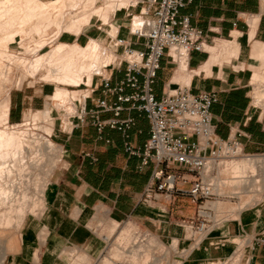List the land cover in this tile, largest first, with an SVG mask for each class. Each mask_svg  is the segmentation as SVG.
I'll use <instances>...</instances> for the list:
<instances>
[{"label": "crops", "instance_id": "crops-1", "mask_svg": "<svg viewBox=\"0 0 264 264\" xmlns=\"http://www.w3.org/2000/svg\"><path fill=\"white\" fill-rule=\"evenodd\" d=\"M181 15H190L191 25L203 32L204 50L190 52L186 69L179 76L178 64L166 53L153 86L155 97L159 100L179 86H187L192 94L217 92L218 101L211 107L216 136L224 141H237L246 154H263L264 109L254 104L252 85L254 66L258 65L254 49L264 43L262 0H191L181 9ZM135 16L142 20L150 18L140 15V7L117 9L107 23H102L112 33L116 27L115 36L106 30L96 33L89 21L79 35L64 36L63 42L84 46L90 39L101 36L105 44L122 55L124 46L114 47L117 37L125 45L144 50L145 39L130 33ZM124 69L125 65L119 69L114 66L107 75H99L86 89L79 90L88 92L85 94L90 96L86 100L88 108H95L98 100L105 99L109 104L117 100L116 94L105 92L101 76L110 78V85L115 86L123 79ZM55 89L44 84L11 90L6 100V123L19 124L26 114L41 112ZM131 91L127 88L125 93ZM123 107L118 116L112 110H100L99 118L132 119L128 140L133 146L142 147L151 136L150 121L130 108V104ZM74 123L76 120L68 124L70 128L61 130L59 122L51 133V138L63 149V161L50 177L43 195V209L25 217L5 264H101L108 254L106 234L115 225L127 223L137 232L160 240L185 239L183 223L196 216L197 210L191 198L177 196L171 202L161 199L136 209V200L149 182L154 164L140 168V158L126 154L124 136L118 129L106 126L99 133L93 126L75 127ZM184 175L189 187L193 176L185 172ZM228 235L218 231L208 233L203 242ZM261 240L256 242L252 264H264ZM213 252L212 247H206V255L198 263H209L224 255ZM181 262L190 264L193 257L185 255Z\"/></svg>", "mask_w": 264, "mask_h": 264}, {"label": "rangeland", "instance_id": "rangeland-1", "mask_svg": "<svg viewBox=\"0 0 264 264\" xmlns=\"http://www.w3.org/2000/svg\"><path fill=\"white\" fill-rule=\"evenodd\" d=\"M3 1L4 0L1 2ZM41 1L49 4L52 0ZM62 1L65 4L69 3L67 2L68 0ZM83 1L78 7L73 9L69 8L70 11L66 8L64 12H74L77 15L76 18H79L82 16V13L84 14V11L85 15L83 16H86V14L88 16L90 15V12L92 13V11L87 10L90 9V6L93 10L95 7L101 8V15H103L105 11L108 13L107 23L109 17L113 13L109 11V7L113 4H119L122 2L121 0H94L92 3H89L87 7H83ZM23 2L15 5L17 6L16 9H19L18 11L11 10V6L8 7L5 4L7 17H13L16 14L15 11L18 12V14H16V16L18 15V18L14 22L15 25L6 23L5 21L8 19L0 22V28H3L2 31L0 29V104H4L3 109L6 108L5 111H2V108L0 110L2 113V115H0L2 121V123L0 122V130L17 135L16 137H19L18 140L22 142V147L28 155L25 154L24 164L21 166L22 168L16 166L13 168L14 171L11 170V177L6 175L7 173L3 174L2 177L0 175V197L3 196L7 198L5 199L1 197L2 199H0V264H5L7 255L11 250L17 235L21 231V226L25 217L30 214H38L43 209V195L48 187L50 177L53 171L60 166L63 161V149L56 144L53 137L48 138L45 133H54L53 130H55V127L61 122L62 116L65 117L66 124H70L71 116L78 104L77 101L81 99L83 95L88 94V92L84 93L79 90L86 89V86L89 85L86 84L80 87L58 85L47 81L44 77L46 67L38 70L32 68L31 65L36 59L50 51L57 43L63 42L64 36H71V34L69 35L65 30L59 31L54 24L48 23L42 24L41 27L44 29H34V27H37L36 25L40 23V18L37 16H34L26 23H22L20 20L23 19L25 14V1L23 0ZM262 3H264V0H262ZM79 8L85 9L82 10ZM53 11L55 10H52V13ZM38 14L37 11L36 15ZM79 14L80 16H78ZM70 17L71 16H66L65 23L67 21L69 22V19H72V17ZM2 22L4 26L2 25ZM142 22L143 20L140 17L135 16L132 23L134 24L133 28ZM102 23H105L103 18L93 14L90 18L89 26L92 30H96V33L101 34L102 30H106L110 36H115L114 33L117 31V28L113 26L114 30L112 33V30L108 31V25H102ZM97 26L101 29H97ZM5 28H7V30ZM94 39L98 41L104 51L112 53L113 58L105 67H101L100 69L96 64H92L90 72L87 71L86 74L84 73L87 75L86 77L91 76V81L92 79H98L99 75H107L110 69L117 66L122 59L119 52L114 51L113 48L104 43L105 41L103 40V37L98 36L94 37ZM257 63L258 67L260 66V68L264 69L261 60H258ZM254 76L255 72L253 78ZM44 84L67 89L69 93V96L63 100L65 101L63 107H60L59 105L57 107V104H49L48 102V105L51 106L53 122L50 123V121H44L40 118L42 114L38 111H34L26 114L24 120L19 124L6 123V100L8 99L9 92L15 89H22L29 86H41ZM71 92H74V98L72 97ZM253 98L254 104L264 109V99H261L257 103L255 101L254 92ZM59 108H62V110ZM3 112H6V114H3ZM67 126L70 128L69 125ZM38 140L40 142L44 140L49 141L53 144L54 150L51 153L42 151ZM12 148L14 149L15 145H13ZM34 153L36 154L34 155ZM246 157H256L264 160V153L257 155L245 154V156L228 158L227 153L222 151L215 158L208 160L210 164L206 166L200 176L191 174L194 180H196L197 177H200L205 184L211 185V196L201 200L200 204L201 208L205 209L204 211L206 212L207 219L214 223V226H212L213 223L210 224V227L208 228L210 230L207 234L206 232L205 234H199L196 231V227L199 226L203 220V218H198L196 216L193 217V225L191 223L192 218L185 220L183 223L185 230L183 236L185 239L183 240L176 238L160 240L154 235L148 236L145 233L141 234L139 231L137 232L136 228H133L129 223L122 224L119 227H116L115 225L112 230L106 234V238L109 240L107 249L108 254L104 257L101 264H182L181 261L185 255H191L193 257V262L190 264H199L198 260L200 257L206 255L205 249L206 247H209L207 243H209V245L213 244L212 248L215 250V252H213L214 254H224L221 258L215 259L214 262L216 264H252L253 255L257 248L256 242L261 240L262 235L264 234V216L260 211H253L248 207L249 205L247 202L251 200V194L240 193L238 195L235 192L236 195H234V193H232L233 186H231L232 183L230 181L233 179L234 174L232 169L226 164ZM30 158L34 159L36 165L33 164L31 166L29 163ZM9 164L11 163L8 162L7 165ZM2 172H4V170ZM255 172L256 179L260 180L263 177L262 170L258 167ZM1 188H3L2 191ZM216 188H218L219 191H217ZM192 206L194 210L197 208V204L195 203ZM4 217L6 218L4 219ZM8 220H10V222H8ZM261 222H263V224ZM232 225L234 229L232 228ZM217 231L220 232L221 235H229L221 238V240L211 238V240L205 241V243L203 242V239L208 233L211 234ZM256 239L258 240L256 241ZM197 243H199L198 246L196 245ZM216 244L218 245V248L220 247V250H217Z\"/></svg>", "mask_w": 264, "mask_h": 264}, {"label": "built area", "instance_id": "built-area-1", "mask_svg": "<svg viewBox=\"0 0 264 264\" xmlns=\"http://www.w3.org/2000/svg\"><path fill=\"white\" fill-rule=\"evenodd\" d=\"M127 1V7L118 10L140 7V15L150 17L130 28L132 35L145 39V49L136 50L114 37V47L124 46L117 65V69L125 65L124 77L115 86L110 85V78H101L105 92L116 94L117 100L112 104L105 99L98 100L95 108L90 109L86 105L90 96L84 95L77 101L70 123L76 120L75 127L93 126L99 133L106 126L121 131L126 154L140 158V168L150 163L155 166L135 208L161 199L171 202L177 196L190 197L197 204L196 217L203 218L196 231L207 234L213 222L207 219L200 204L201 200L211 196V185L197 177L187 187L189 181L184 172L200 176L208 160L222 151L228 158L246 153L237 141H224L215 134L211 107L218 101L217 92L192 94L187 86H179L159 100L154 95L153 86L166 53L174 64H178L181 59L187 60L191 51L204 50L203 32L191 25L190 15H181V9L191 0ZM127 88L132 91L125 93ZM123 104H130V108L138 110L150 121L151 136L142 147H135L128 140V130L134 123L132 119L99 118L100 110H112L118 116ZM46 136L51 138V135ZM191 223L194 224V218ZM261 242L264 244V240Z\"/></svg>", "mask_w": 264, "mask_h": 264}, {"label": "bare ground", "instance_id": "bare-ground-1", "mask_svg": "<svg viewBox=\"0 0 264 264\" xmlns=\"http://www.w3.org/2000/svg\"><path fill=\"white\" fill-rule=\"evenodd\" d=\"M1 1L2 0H0V22L5 20V19H8L7 21H5L6 23H10L11 25H13V24L15 25L14 22L18 18L17 17L18 15L16 16V14H18V12H16V11L19 10V9H16L17 6H15V5L23 2V0H4L3 2H1ZM24 1H25V14L23 13L24 14V16L22 15L23 19H21L20 21L22 23H26V22L30 21L34 16H37L38 18H40V20H39L40 23L38 25H36L37 27H34V29H36V30H39L40 28H42L41 27L42 24L48 23V24H54L59 31L65 30L67 33L77 36L80 34L82 28L86 24L89 23L90 18L93 14L97 15V16H101L103 18V21H105V23H106L107 17H108L107 16L108 13L106 11H105L106 13L104 12V14L101 15V12H102L101 8L95 7L93 10V9H91V6H90V9L86 8L87 10L92 11V13L90 12V15L87 16V14H86V16H83V15H85V11H84V14L80 13L82 15L81 17L76 18L77 17L76 13L69 12L70 11L69 8L73 9V8L78 7L79 4L83 0H68L67 2H69V3H66V4L62 0H52V1H50L49 4H47L46 2H43L41 0H24ZM93 1L94 0H85V1H83L84 3L82 6L87 7L88 4L92 3ZM121 1H122L121 3L113 4L111 7H109L110 8L109 11L114 13L115 11H117V9L127 7L128 1L127 0H121ZM5 4L8 7L11 6V8H12V9L10 8L11 10H13V11L16 10L15 11L16 17L13 15H12L13 17H11V16L7 17ZM21 5H23V4H21ZM31 6H33V7H31ZM66 8H68L69 11L64 12V10ZM79 9H82V8H79ZM84 9L85 8H83L82 10H84ZM52 10H55V11H53V13H52ZM82 10H80V11H82ZM37 11L39 13L38 15H36ZM76 11H78V10H76ZM262 11H264V3H262ZM86 13H88V12H86ZM80 14L78 16H80ZM66 16L72 17V19H69V22L67 21L68 23L67 22L65 23ZM254 20H256V19H254ZM6 23H5V25H6ZM2 25H3V22H2ZM7 28H8V26H7ZM7 28H5V29L7 30ZM42 29H44V28H42ZM2 30H3V28L1 29V31ZM6 30H5V32H6ZM9 30H10V27H9ZM115 33H116V31H115ZM254 56L256 57L257 61L261 60L263 66H264V62H263L264 61V43H259L257 45V47L254 49ZM217 57H216V59H217ZM112 58H113L112 53L104 51L101 48V46L99 45L98 41H96L95 39H90V41L84 46H81L79 44L71 45V44H68L65 42H59L50 51L44 53L43 55H41L40 58L36 59V61L33 62L31 66L34 70H38V69H41L43 67H46V72H45L44 77L49 82H53V83H56L58 85H63V86L80 87L82 85L90 84L91 76L86 77L87 75H85V74L87 71L90 72L92 64H96L100 69L101 67H105L112 60ZM219 58H220V54H219ZM220 60L221 59H219V61ZM186 65H187L186 58L181 59L178 62V69H177L178 76L180 75V73L185 71ZM254 72H255V76L252 80V85L255 86L254 96H255V101L258 103V101H260L261 99L262 100L264 99V69H262V68H260V66L258 67L256 65V66H254ZM187 79H188V81L190 80V75L187 77ZM186 83H188V82H186ZM71 94H72V97L75 95L74 92H71ZM67 96H69L67 89L56 87L53 96H51L49 98V104L55 103V104H57V107H58V105L60 107H63V103L65 102L63 100L65 98H67ZM50 107L51 106L47 105L45 107V109H43L40 112V114H42V116H40V118H42L44 121H50V123H52L53 121H52L51 108ZM1 108H2V111L6 110V108L3 109L4 104H0V110H1ZM59 109L62 110V108H59ZM6 112H3V114L4 113L6 114ZM0 113H1V111H0ZM0 115H2V113ZM6 118H7V115H6ZM0 122L2 123L1 119H0ZM66 123L67 122L65 120V117L62 116L61 117V128H62L61 130L65 129L67 127V125L69 124V123L68 124H66ZM48 135H51V134H48ZM16 136L17 135H13V133L11 134V132L6 133L4 130L3 131L0 130V175H1V177L3 176V174H6V173H7L6 175L11 177V174H10L11 170L14 171L13 168L16 166H18L19 168H22L21 166H22V164H24V159H25L26 153L24 151V148L22 147V142L20 140H18L19 137L17 138ZM38 141H36V142H38ZM12 144L15 145L14 149L12 148V146H13ZM39 144H40L39 146L41 147L42 151H46L48 153L49 152L51 153L54 150L53 144H51L49 141L44 140V141L40 142ZM36 153H34V155ZM8 162H10L11 164L7 165ZM29 163L32 166L36 162L34 161L33 158H30ZM53 164H55V163H53ZM209 164L210 163L208 161L207 165H209ZM226 164H227V166H229L232 169L233 174H234L233 179L230 181L232 183L231 186H233L232 187V193H234V195H236V193L238 195L240 193L241 194L242 193L251 194L252 198H251V200H249V202H247V204L249 205L248 207H250V209H252L253 211H260V213L264 216V160L256 158V157H246V158H243L241 160L231 161L230 163H226ZM229 167H228V169H229ZM258 167L263 172V177L260 180L256 179V175H255V173H256L255 171L257 170ZM3 170H4V172H2ZM1 172H2V174H1ZM48 173H50V172H48ZM2 190H3V188H1V191ZM216 190L219 191L218 188H216ZM1 197H3V196H1ZM1 197H0V199H2ZM3 198L7 199L6 197H3ZM22 198H24V197H22ZM25 198H26V196H25ZM3 201H4V199H3ZM216 206H218V205H216ZM5 218L6 217H4V219ZM8 222H10V220H8ZM261 223L263 224V222H261ZM232 228H233V225H232ZM196 245L198 246L199 243H197ZM207 245L209 247H212L213 244L209 245V243H207ZM217 250H220V247L218 248V245H217ZM207 264H216V263L214 261H211Z\"/></svg>", "mask_w": 264, "mask_h": 264}]
</instances>
